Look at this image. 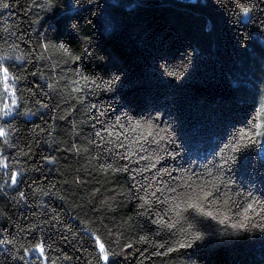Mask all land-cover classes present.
<instances>
[{
  "label": "trees",
  "instance_id": "16d2710c",
  "mask_svg": "<svg viewBox=\"0 0 264 264\" xmlns=\"http://www.w3.org/2000/svg\"><path fill=\"white\" fill-rule=\"evenodd\" d=\"M238 2L258 6L251 19L240 15L237 0H0L10 5L0 8V56L10 57V71L24 77L14 82L21 107L7 117L0 113L9 132L8 144L0 138V241H12L0 243V264H97L96 237L117 253L115 264H264V233L225 234L233 230L191 210L188 221L204 239L179 248V224L169 230L155 222L175 223V213L151 196L159 179L172 187L214 181L222 151L229 155L242 132H257L259 119L264 125V0ZM77 73L100 87L72 92ZM114 76L119 81L106 89L102 81ZM0 99H8L2 84ZM41 100L48 107L36 103ZM97 109L108 111L100 117L105 126L124 113L137 120L159 114L175 142L145 144L149 151L140 155L154 151L163 159L141 172L155 161L119 159L116 152L126 149L95 135ZM253 139L232 154L237 163L223 177L244 194L233 195L236 205L246 204L249 191L264 201V163L259 137ZM108 164H129L136 180ZM161 168L172 178L158 177ZM236 205L234 213L241 211ZM41 242L46 259L32 251Z\"/></svg>",
  "mask_w": 264,
  "mask_h": 264
},
{
  "label": "snow or ice",
  "instance_id": "6c2138e0",
  "mask_svg": "<svg viewBox=\"0 0 264 264\" xmlns=\"http://www.w3.org/2000/svg\"><path fill=\"white\" fill-rule=\"evenodd\" d=\"M77 3H79V0H77ZM35 6L39 7V5ZM9 7L10 5L8 3L0 4V8L3 9H7ZM236 7L239 8L240 15L251 19L254 9H256L258 6L255 3H239L237 0ZM260 24V31L264 33V21L260 22ZM250 38L251 37H245V39ZM48 46L49 45L47 43L42 45L45 50L48 48ZM60 47L63 48L65 53L68 52V49L63 45ZM85 54L90 55L87 49H85ZM42 58V55L38 57V59ZM70 58L73 60L79 59V57L74 56H70ZM10 59L11 58L8 56H0V84L3 86L4 95L8 97V99H0V113H2L5 117L10 116L14 108L21 107L17 97L18 89L14 86V82L24 78L23 76H17L15 73L10 71V65L5 63V61H9ZM16 59L21 60L23 57H17ZM32 75H36V73L33 72ZM77 75L79 76V80L72 81V84L75 85V87L72 88V92L83 93L85 89L100 87V84H97L95 79L90 80L88 76H84L81 73H77ZM169 75L176 74L169 73ZM119 79V76H114L110 82L102 81V83L105 85L106 89L110 90L119 81ZM80 81H83V85H81ZM48 87L52 89L54 85L49 84ZM73 99H78L79 103H83V100L79 99L78 97H73ZM36 103L40 104L41 107H48V105L43 103L42 100L36 101ZM91 108H96V105H91ZM97 112L98 115L94 117V119H96V121L101 124V130L97 131L95 135L99 137L101 141L112 145L116 149H126L124 153H120L118 151L116 152V155L119 157V159L131 162L132 157H138V159L135 161L136 164H139L141 160L155 161L154 163L146 165L144 169L140 170L141 172L155 169L156 165L161 159H163L159 153L154 151L150 152L147 156L140 155L142 152L149 151V149L144 147L145 144H156L159 147L161 142L165 140L169 144L175 142L174 132L171 126L169 125L167 127H160V124L158 123L160 120L159 114L152 116L149 119L137 120L134 117L129 116L128 113H124L122 116H116L111 123L105 126V122L101 120L100 117H106L108 115V111L97 109ZM256 127H260V125H256ZM249 132H251V134H249ZM249 132H242L235 142L232 143L230 149H228L227 145L225 146V148L229 151V155L225 156L222 151L220 163L213 165V167L219 170V175L214 178V181L200 184L186 182L183 185L172 187L162 179H159L158 182L162 186L151 192V196L156 198L158 203L169 204V211L175 213L177 217V222L175 223L165 220H157L155 222L167 227L169 230L176 229L177 225L179 224V234L184 237V240L176 242L179 245V248L192 247L193 244L204 239V233L196 231L195 223L188 221L186 214L189 213V210L196 212L201 217H211L212 219L217 220L219 224L226 225V229L230 227L233 230L232 233H229L226 230L225 234L231 235L239 234L240 232H251L253 229H258L260 232L264 233V201L256 198L253 196V193L249 191L246 197V204L236 205V201L233 200V195L239 198L244 194L238 191L234 192L230 187L234 181H225L223 178L227 172L232 170V165L237 163V157L232 154L240 153L242 149H246L249 145L255 144L256 141L253 139L254 136L264 137V132H254L252 130H249ZM105 134L109 139L105 140ZM8 136V130H6V128L3 126H0V138H3L4 144L9 143ZM245 141L247 143H245ZM105 150L111 153L113 148H106ZM164 151L166 155H171V153L167 152L166 149H164ZM25 155H27V153H25ZM0 156H2V153H0ZM260 162L264 163V156L261 157ZM3 167H8L6 158L3 160ZM106 167L107 169H113V165L111 164H108ZM113 171L116 173H130L131 179L133 181L136 180V170L130 168L129 164L123 165L122 168H115ZM157 175L158 177L167 175L168 177L172 178V172L167 168L158 169ZM208 175L211 176L212 172L209 171ZM18 176L19 173L16 171L11 173L10 181L13 186L19 182ZM154 179L157 178L154 177ZM190 179L191 178H189V180ZM197 179H199V177H197ZM148 187L151 188L152 185L149 184ZM180 188L184 189V191H179L178 189ZM222 188L227 189V191H222ZM141 190H143L142 186ZM158 192L161 195H163L165 192L175 195L167 196L164 200H160L157 195ZM20 196L23 197L24 193L20 192ZM221 205L223 207L222 211L220 210ZM233 205L239 207L241 211L234 213L232 211ZM209 206H215L217 210L215 212L207 210ZM141 207H144V205H141ZM234 217L236 218L234 219ZM254 217H259L260 222L254 223ZM181 220L183 223H180ZM0 243H12V241H0ZM95 244L98 247L97 264H115L117 253L111 252L110 254V249L106 247L105 243L101 242L99 237H96ZM128 247L130 248L131 246L129 245ZM159 247L163 248L165 245L161 244ZM177 250L178 249L174 247H168L167 249L168 252H174ZM32 251L39 252L40 256L46 259L43 242L35 244L32 247ZM24 252L26 254H30L29 249L27 248L24 249ZM17 258L22 261L24 260L23 256H19ZM53 264H55V262H53Z\"/></svg>",
  "mask_w": 264,
  "mask_h": 264
},
{
  "label": "rangeland",
  "instance_id": "374dc122",
  "mask_svg": "<svg viewBox=\"0 0 264 264\" xmlns=\"http://www.w3.org/2000/svg\"><path fill=\"white\" fill-rule=\"evenodd\" d=\"M258 125H260V127H257V132H263L264 125L262 124V120L261 119L258 120ZM259 144H260L259 156L262 157V156H264V137H259ZM209 210L210 211H214V212L216 211L213 208H209ZM239 234H235V236H239Z\"/></svg>",
  "mask_w": 264,
  "mask_h": 264
}]
</instances>
